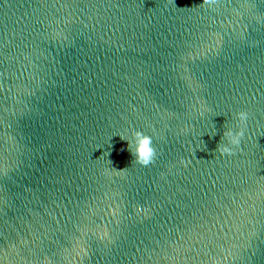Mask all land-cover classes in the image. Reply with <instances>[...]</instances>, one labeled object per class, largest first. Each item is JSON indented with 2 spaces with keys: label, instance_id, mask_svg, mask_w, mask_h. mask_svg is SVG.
Returning <instances> with one entry per match:
<instances>
[{
  "label": "water",
  "instance_id": "1",
  "mask_svg": "<svg viewBox=\"0 0 264 264\" xmlns=\"http://www.w3.org/2000/svg\"><path fill=\"white\" fill-rule=\"evenodd\" d=\"M0 259L264 264V0H0Z\"/></svg>",
  "mask_w": 264,
  "mask_h": 264
},
{
  "label": "clouds",
  "instance_id": "2",
  "mask_svg": "<svg viewBox=\"0 0 264 264\" xmlns=\"http://www.w3.org/2000/svg\"><path fill=\"white\" fill-rule=\"evenodd\" d=\"M56 36L59 38L64 37V34L57 32ZM66 39V37H64ZM249 118L247 112L241 111L235 114V119L238 121V124L235 128L227 127L223 131V136L221 143L218 146V152L220 155H233L235 150L240 147L241 141L245 136L246 131V122ZM216 130L213 128L211 130V135H215ZM128 141V147L132 155L135 157V162L140 166L147 167L151 165L156 158V150L153 147L152 137L145 134L143 131L137 130L131 134L130 138L121 137ZM189 161L182 160V164H186ZM147 212L146 208L139 207L137 208V213ZM108 232L104 231L101 239H107ZM0 264H3V260L0 259ZM51 264V261L48 262Z\"/></svg>",
  "mask_w": 264,
  "mask_h": 264
}]
</instances>
